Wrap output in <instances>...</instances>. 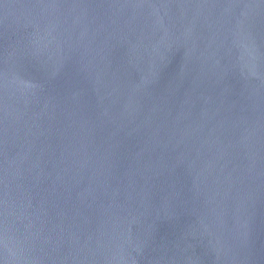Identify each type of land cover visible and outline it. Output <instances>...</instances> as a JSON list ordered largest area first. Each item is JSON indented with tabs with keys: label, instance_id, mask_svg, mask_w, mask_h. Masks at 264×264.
<instances>
[{
	"label": "water",
	"instance_id": "1",
	"mask_svg": "<svg viewBox=\"0 0 264 264\" xmlns=\"http://www.w3.org/2000/svg\"><path fill=\"white\" fill-rule=\"evenodd\" d=\"M0 264H264V0H0Z\"/></svg>",
	"mask_w": 264,
	"mask_h": 264
}]
</instances>
